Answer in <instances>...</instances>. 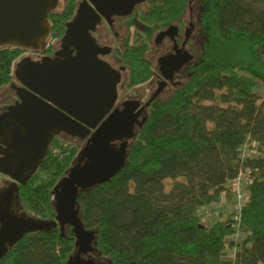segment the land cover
Wrapping results in <instances>:
<instances>
[{"label":"trees","instance_id":"1","mask_svg":"<svg viewBox=\"0 0 264 264\" xmlns=\"http://www.w3.org/2000/svg\"><path fill=\"white\" fill-rule=\"evenodd\" d=\"M60 1L48 14V44L63 36L79 0ZM148 2L139 15L143 31L126 36L119 52L129 88L152 75L148 38L178 18L187 0ZM198 5L202 50L189 78L150 105L124 166L76 197L83 226L96 231L97 252L111 264H264V0ZM41 49L50 52L49 45ZM24 51L0 47V87L12 79ZM244 142L255 153L241 159ZM76 153L72 143L53 138L36 171L18 185L32 217L55 220L51 191ZM242 168L252 170V181L241 209V235L231 241L236 230L229 182ZM167 178L172 183L165 191ZM222 198L231 203L225 214L217 207ZM203 210L210 216L204 221ZM73 249L70 227L63 235L58 227L25 232L0 264H65Z\"/></svg>","mask_w":264,"mask_h":264},{"label":"water","instance_id":"2","mask_svg":"<svg viewBox=\"0 0 264 264\" xmlns=\"http://www.w3.org/2000/svg\"><path fill=\"white\" fill-rule=\"evenodd\" d=\"M143 1L79 0L60 38L68 48L62 59L46 57L34 62L23 57L15 62L13 74L22 75L25 94H20L16 106L0 115V136L10 138L14 146L0 156V172L13 184L25 183L36 171L54 135L64 132L82 139L109 111L117 97L119 72L104 62L96 63L99 49L90 31L99 21L109 23L113 17L130 15ZM58 4L59 0H0V47L41 49L49 35L48 14ZM188 59H177L175 66ZM117 121L110 115L99 123L93 141L102 150L91 154L76 170L66 171L53 187L54 221L1 212L0 256L21 234L59 226L61 235L64 227H70L74 236V249L65 264H105L81 256L97 252L96 231L83 226L76 197L80 190L107 181L124 166L127 151L110 152L103 143L109 140L103 134ZM130 124V120L125 122L127 128Z\"/></svg>","mask_w":264,"mask_h":264},{"label":"flooded vegetation","instance_id":"3","mask_svg":"<svg viewBox=\"0 0 264 264\" xmlns=\"http://www.w3.org/2000/svg\"><path fill=\"white\" fill-rule=\"evenodd\" d=\"M148 7V0H144L143 2L136 4L133 10L139 8V10L143 12ZM186 10L188 11V16L185 14ZM191 12V4L189 3V0H187L185 9L178 18L169 22L165 26L156 28L149 36V50L146 53V58L152 66L153 73L150 78L142 84L149 82V84L152 83L153 85H156L154 93L151 96L153 99L168 90L172 91L173 89L183 85L187 81L186 80L182 82L183 76L192 68L190 66H195L194 62L197 59V56L195 55V48L193 46L196 26L197 28H199L198 30L201 35L200 37L202 50V33L199 20L200 11H198V15L196 17V24L192 21L193 13ZM125 17L126 16L113 17L109 23L105 20L99 21L90 31L99 49V52H97L95 56L96 63L104 62L105 64L119 72V80L116 83L117 97L114 100L113 105L111 106L109 111L100 120L101 122L110 115H114L118 120L117 123L112 126L113 129L111 128L103 134L105 138H109L108 141H104L103 143L108 146L110 152H125L128 150L131 142L137 135L142 125L145 123L148 116L149 107L153 103V100H151L150 98L148 101H146V103L140 104L139 99H136L133 96L124 93L125 91L129 92L130 90H133L136 86H138L136 85L129 88L125 85L128 69L121 62V58L119 57V52L124 42L123 37L127 32V22ZM111 43H114L115 47H112ZM47 45H49L50 47V52H47L43 49H39L37 51L25 49L23 55L18 60L23 57L28 58L29 60L34 62H42L43 58L46 57H49L51 60L62 59L63 53H65L66 49H68L66 48V42L62 41L60 38L54 39L50 44L45 41L44 46ZM185 56H189V59L175 66L177 59L180 60ZM164 58L168 59L163 60ZM123 74L125 76L124 81L122 80ZM21 76V74H13L12 79L3 87H0V115L8 112L9 108H13L14 106H16L18 104V97L20 96V94H25V91L23 89L24 84L22 83L23 78H21ZM121 84H123L125 90H122L124 87L122 86L123 88H121ZM128 120L131 121L129 128H127L125 125V122ZM99 123L94 128H90L84 138L80 139L74 137L80 142V144L82 145V149L77 158H74L72 164L67 169V173L68 171L70 172L73 169L76 170L84 163H86L89 156L94 152L96 153L98 152V150H102V147L97 148L95 146L96 144H94L93 141L95 140L93 136L94 131ZM59 135H61L62 137H71L64 132H59L57 135H54L53 138H58L68 143H72L63 138H60ZM0 142L3 144L0 145V156L6 150H13L14 146L13 143H11L10 138H3L2 136H0ZM7 143H9L10 146L7 145ZM72 144L77 147L76 144ZM74 161L77 162L75 163ZM19 184L20 183L13 184V180L9 176L0 172V214L1 212H6L17 218H30L31 215L24 208L23 209L28 214L26 216H20L13 210V199L17 196L20 202L17 194V187ZM32 218L36 219L34 217ZM55 227L59 228V226Z\"/></svg>","mask_w":264,"mask_h":264},{"label":"rangeland","instance_id":"4","mask_svg":"<svg viewBox=\"0 0 264 264\" xmlns=\"http://www.w3.org/2000/svg\"><path fill=\"white\" fill-rule=\"evenodd\" d=\"M199 1L200 0H189V3L191 4V10H192L191 13H193L192 21L195 24L197 22V18L196 17L198 15V11H199V5H198ZM60 5H61V1L59 0L58 8L60 7ZM141 13H142V11H140L139 8H137V9L133 10V12L130 15L125 17L126 18V22H127V29H126L127 32H126V34H124L123 39H125L126 36L132 35L134 30L143 31L144 26L141 24V22L139 20V14H141ZM185 14L188 16V11L187 10H186ZM198 29L199 28H197V26H196V31H195V34H194L195 38L193 40V46L195 48V55L197 56V59L194 62V65H196L197 62L199 61V57H200V53H201V37H200L201 35H200ZM149 40H150V38H148V41ZM111 45H112V47H115L114 43H111ZM190 67H193V66H190ZM190 74H191V69L189 71H187L186 74L183 76L182 82L186 81L189 78ZM122 76H123L122 80L124 81V79H125L124 74ZM122 86H123V84L120 85L121 88L124 87V86L123 87ZM155 88H156L155 84L154 85L152 83L149 84V82H148V83H145V84H142V85H138L133 90H130L129 92L125 91L124 93H127V94L133 96L136 99H139L140 100V104H144L150 98H151V100H153V102L154 101H163V100L167 99L169 97V95L171 94V92H172L171 90H168L165 93H163L160 96H158V97L153 99L151 96L154 93ZM122 90H125V87ZM59 137L77 145L78 152H77V154L75 156L77 158L78 154L80 153V151L82 149V147H81L82 145L80 144V142L78 140H76V138H74V137L72 138V136L71 137H68V136L62 137L61 135H59ZM251 155H253V154L251 153ZM178 179L181 180V178H178ZM171 183H172V180L169 179V178L164 180V190L165 191H168L170 189ZM53 200H54V202L56 201V198H55L54 195H53ZM232 202H233V198H232ZM13 206H14L13 210H14V212L16 214H18L20 216L28 215L25 212V210L23 209V207L21 206L17 196L13 199ZM217 207H221V210L225 214V212L228 211L231 208V203L229 202L228 199H223L222 198L221 204H218ZM30 218H32V217L30 216ZM209 218H210V216H209ZM65 229H66V227H64L63 231H65ZM234 251H235L234 249L228 250L226 252V255L228 257H231L233 255ZM81 256L84 257V258H91L94 262H97V263L108 264V260L100 257L99 254L96 251H92V252H89L87 254H82Z\"/></svg>","mask_w":264,"mask_h":264},{"label":"built area","instance_id":"5","mask_svg":"<svg viewBox=\"0 0 264 264\" xmlns=\"http://www.w3.org/2000/svg\"><path fill=\"white\" fill-rule=\"evenodd\" d=\"M238 151L241 159L250 157L251 153H255V149L253 147L249 148L247 142H244L243 145L238 149ZM251 181L252 170L250 168H242L240 169L236 177L229 182V190L233 198L232 209L234 217L232 223L236 230L235 233L230 237L231 241H235L241 235L239 229L241 209L245 201L246 187L251 183ZM216 213L217 212H215L214 214ZM199 215L201 216L202 221L206 220L209 217V213L206 210L201 211Z\"/></svg>","mask_w":264,"mask_h":264}]
</instances>
